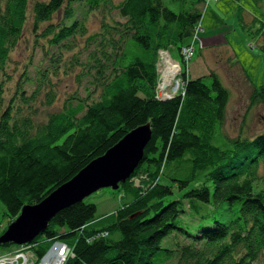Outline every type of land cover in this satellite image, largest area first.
Returning <instances> with one entry per match:
<instances>
[{"label":"trees","instance_id":"16d2710c","mask_svg":"<svg viewBox=\"0 0 264 264\" xmlns=\"http://www.w3.org/2000/svg\"><path fill=\"white\" fill-rule=\"evenodd\" d=\"M171 1L176 11L163 0H0V237L130 132H152L134 174L109 189L120 208L98 217L88 197L60 210L25 245L37 260L60 241L74 253L64 264H264V130L224 135L230 91L215 72L193 79L182 67L181 90L159 98L160 54L189 44L205 3ZM26 32L50 63L11 84ZM78 67L87 95L53 110L50 75ZM249 103L264 105V85L252 84ZM15 247L0 244V256Z\"/></svg>","mask_w":264,"mask_h":264},{"label":"rangeland","instance_id":"374dc122","mask_svg":"<svg viewBox=\"0 0 264 264\" xmlns=\"http://www.w3.org/2000/svg\"><path fill=\"white\" fill-rule=\"evenodd\" d=\"M165 4L170 7L173 10H177L176 5L171 0H163ZM219 0H215L217 2ZM262 12H264V8L262 6H254V9H259ZM84 14V12H82ZM115 19L118 21H121V18L115 14ZM229 18H234L233 13L228 16ZM81 18H84L82 16ZM100 16L98 14L89 16L88 21V28L90 35L94 34L96 31L99 30L100 27ZM236 20V19H234ZM123 21V20H122ZM264 24V19L262 20ZM253 27V26H252ZM259 28V29H258ZM251 29V30H250ZM258 29V30H257ZM257 30V31H256ZM257 32V33H256ZM259 33L264 34V25H260L259 23H256L253 28H249L248 31H246V27H242L238 22L236 21V28L235 31L229 33V36L231 38V43L236 47L237 51H235V59L234 62H237V64H241L245 70L248 72V76L252 79L254 84L260 88L264 85V49L260 48L257 41H256V35H259ZM195 36V33L193 34ZM192 36V37H193ZM238 36L236 39L235 37ZM245 36V37H244ZM198 37V36H197ZM227 38V35H225ZM193 38H190L188 40L187 45H184L181 47L180 52L183 51L186 46H189L190 43H193ZM244 39L245 42H244ZM82 41V42H81ZM84 40H80L79 44L83 47L85 46ZM192 41V42H191ZM199 42H195V46H193V49L195 50V54L189 64L188 68L191 73V78L196 79L198 77H205L210 75L211 72L208 74H198L200 70L203 68V63L201 61H198V58H200V45ZM253 47L251 48V46ZM200 48V49H199ZM55 54L58 53L57 50H53ZM179 52V53H180ZM75 53H77V49L75 50ZM88 53V52H87ZM73 53H65L67 55V59L71 58ZM168 54L169 57L175 61L179 62L183 68H185V65L182 63V58L178 54V51L172 50L170 53H161L160 54V61L158 68L159 70L165 69V65L169 63L170 61L173 63L172 60H164V56ZM86 55H83L81 58V62H84L86 59ZM45 51H41L40 47L36 45V43L32 40V35L29 32H26L20 46L14 51L13 57H12V64L11 67L13 70H11V74H13V83L15 82V79H17L18 75L23 72H27L28 77L35 78L37 77V72L39 70H42L43 68H46L50 60L47 57ZM223 55H221L218 59L223 62ZM166 59V58H165ZM212 60L215 61L217 58L214 56L212 57ZM232 59H229L227 65H231ZM196 62V64H195ZM173 65V64H172ZM171 65V66H172ZM211 66L206 65L205 69H209ZM173 68V67H172ZM210 71V70H208ZM81 70L80 67L76 68L74 72H69L70 74H65L64 69H58L55 70L54 74L50 75V79L52 80L51 88L56 90L58 100L56 101L53 110H59L63 107V104L65 103L66 99L70 95H74L78 93L81 95V98H84L87 94V91L84 88V83H78L77 79L79 76ZM215 72V70L213 71ZM164 74V73H163ZM217 74V73H216ZM198 75V76H197ZM217 76L222 80V77L220 74ZM225 79H228V74L225 76ZM206 83H211V80L209 78H205ZM160 87H163V81L160 80ZM53 84V85H52ZM183 85V84H182ZM242 86H239L236 81L230 83V101L227 106L225 119H224V126H223V133L228 138H236L240 135L243 136H251L261 132L264 130V105H258L255 107H249V95L251 92V88L245 83L241 84ZM35 87V86H34ZM181 84L178 87V90H181ZM174 88H177V84L175 87L168 86L166 89H163L167 93H172L174 91ZM33 89V86L28 84L26 90L31 93ZM162 91V90H161ZM163 94V92H161ZM176 93L175 95H177ZM173 95V96H175ZM217 144V143H215ZM138 183V182H137ZM88 202L94 203L97 205V216H105L114 213L120 208V202L119 198L112 194V192L109 189L101 190L91 197H89ZM231 213L228 211H224L223 214L220 216V218L224 221H227L230 217ZM3 221L2 217H0ZM184 221L189 223L190 226L195 227L200 222L198 219L191 217L189 214L184 216ZM13 249H17L16 247ZM12 249V250H13ZM11 251V250H10ZM6 252V251H4ZM3 252V253H4ZM4 255V254H3ZM32 264H34L33 259H31ZM174 264V263H171Z\"/></svg>","mask_w":264,"mask_h":264},{"label":"water","instance_id":"95a60500","mask_svg":"<svg viewBox=\"0 0 264 264\" xmlns=\"http://www.w3.org/2000/svg\"><path fill=\"white\" fill-rule=\"evenodd\" d=\"M167 87L164 85L165 89ZM151 139L149 124L130 132L103 157L92 162L41 204L25 207L19 218L0 237V244L30 245L38 235L45 232L60 210L101 190H117L120 183H125L134 174Z\"/></svg>","mask_w":264,"mask_h":264},{"label":"crops","instance_id":"0c3cea01","mask_svg":"<svg viewBox=\"0 0 264 264\" xmlns=\"http://www.w3.org/2000/svg\"><path fill=\"white\" fill-rule=\"evenodd\" d=\"M254 6H262L264 8V0H219L217 2H215V0H205V3H203L202 20L197 32L198 40L196 41L199 42L198 44L202 48H199L200 58H198V61L203 63V68L198 74L206 75L215 70V73L218 75L220 74L222 77L224 76L221 81L228 90L230 89V83L234 81H236L239 86L245 83L249 88L252 87V84L255 85L248 76V71L245 70L241 64L234 62V57L236 56L235 51H237V49L231 43V38L229 36V33L235 31L236 21L242 27L245 25L246 31H248L249 28H253L256 23L264 25L262 22L264 19V12L260 10V7L259 9H254ZM232 13L234 18L231 19L228 16ZM225 35H227V38ZM255 36L257 37L256 41L259 47L264 49V34L259 33V35L255 34ZM237 37L238 36H236L235 39ZM245 40L246 39H244V42ZM195 45L196 44H194V46ZM178 54L180 55L179 52ZM221 55L224 56L223 62L218 59ZM214 56L217 58L215 61L212 60ZM229 59H232L231 61L234 63L228 66L226 62H228ZM171 60H173L172 57ZM209 64L211 67L206 70L205 66ZM227 74L228 79H225ZM188 75H191L189 68ZM21 247L22 246H19L18 248ZM17 249L8 250L3 254L12 253Z\"/></svg>","mask_w":264,"mask_h":264},{"label":"built area","instance_id":"2783aa9c","mask_svg":"<svg viewBox=\"0 0 264 264\" xmlns=\"http://www.w3.org/2000/svg\"><path fill=\"white\" fill-rule=\"evenodd\" d=\"M198 29L199 28L195 30V36H193V43L190 44L189 46H186L187 48H185L183 51L180 52L182 56V61L185 63V72H187V74H188V64L195 54V50L193 49V46H194V41L196 42L198 40V37H197ZM252 47L253 45L251 46V48ZM163 61H164V58H163ZM172 64H173L172 67H173L174 74L171 78V81L168 84H166L167 82L165 81L166 72L168 68L165 65V69L159 70L161 74L160 80L164 82L163 87L162 86L160 87L161 83L159 84V95H160L159 98L161 99H170L174 97L173 95L179 92L178 90L179 85L181 84L182 86L183 84L182 76H183L184 70L182 68V65L179 62H175V61H173ZM176 84H177V88L176 89L174 88V91L172 93L171 92L167 93L163 90L165 89L164 85L175 87ZM161 92H163V94H161ZM73 256H74V253H73L72 248H70L68 245H66L63 242L55 241L52 244L51 248L47 251V253L44 255V257L41 260L36 259L35 255L30 250V247L22 246L21 248H18L16 251L12 253H7V254L0 256V264H32L31 259H33L34 264L36 263L37 264H54L57 259H59L60 264H64L69 257H73Z\"/></svg>","mask_w":264,"mask_h":264},{"label":"bare ground","instance_id":"6f19581e","mask_svg":"<svg viewBox=\"0 0 264 264\" xmlns=\"http://www.w3.org/2000/svg\"><path fill=\"white\" fill-rule=\"evenodd\" d=\"M166 58V59H165ZM164 60L166 61V60H169V55L168 54H166L165 56H164ZM172 62L170 61L169 63H167L166 64V67L168 68L167 69V72H166V84H168L170 81H171V78H172V76H173V74H174V72H173V68H172ZM57 254V253H56ZM54 264H60V261H59V259H57L56 260V262L54 263Z\"/></svg>","mask_w":264,"mask_h":264}]
</instances>
